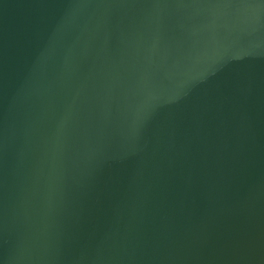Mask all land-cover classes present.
Wrapping results in <instances>:
<instances>
[{
    "label": "water",
    "instance_id": "water-1",
    "mask_svg": "<svg viewBox=\"0 0 264 264\" xmlns=\"http://www.w3.org/2000/svg\"><path fill=\"white\" fill-rule=\"evenodd\" d=\"M0 264H264V0H0Z\"/></svg>",
    "mask_w": 264,
    "mask_h": 264
}]
</instances>
